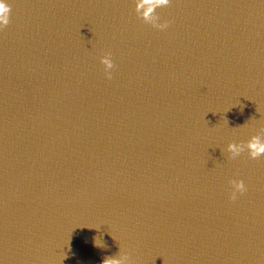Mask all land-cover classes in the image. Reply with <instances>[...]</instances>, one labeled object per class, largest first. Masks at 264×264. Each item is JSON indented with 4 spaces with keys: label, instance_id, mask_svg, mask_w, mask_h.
Wrapping results in <instances>:
<instances>
[{
    "label": "water",
    "instance_id": "obj_1",
    "mask_svg": "<svg viewBox=\"0 0 264 264\" xmlns=\"http://www.w3.org/2000/svg\"><path fill=\"white\" fill-rule=\"evenodd\" d=\"M5 3L0 264H264V0Z\"/></svg>",
    "mask_w": 264,
    "mask_h": 264
},
{
    "label": "clouds",
    "instance_id": "obj_2",
    "mask_svg": "<svg viewBox=\"0 0 264 264\" xmlns=\"http://www.w3.org/2000/svg\"><path fill=\"white\" fill-rule=\"evenodd\" d=\"M156 6H165L169 3V0H154ZM9 11L5 0H0V26H4L8 23V18L6 13ZM161 29L166 28L167 25H156ZM101 63L106 66V72L110 76V72L107 69H111L113 67V62L110 56H105ZM264 133V130H262ZM245 146L238 144H229L227 147V151L232 155L233 158L239 156L240 152L244 151ZM246 148L248 150V154L251 159H257L264 155V134H258L253 136L247 143ZM233 192L231 199L235 200L237 198V193L245 192V184L243 181H232ZM126 257L120 259H105L103 264H126Z\"/></svg>",
    "mask_w": 264,
    "mask_h": 264
}]
</instances>
